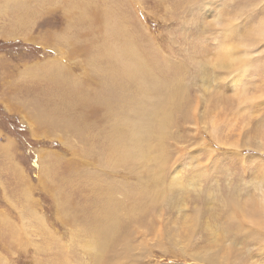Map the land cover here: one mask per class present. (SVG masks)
<instances>
[{
	"label": "rangeland",
	"instance_id": "374dc122",
	"mask_svg": "<svg viewBox=\"0 0 264 264\" xmlns=\"http://www.w3.org/2000/svg\"><path fill=\"white\" fill-rule=\"evenodd\" d=\"M263 193L264 0H0V264H264Z\"/></svg>",
	"mask_w": 264,
	"mask_h": 264
},
{
	"label": "bare ground",
	"instance_id": "6f19581e",
	"mask_svg": "<svg viewBox=\"0 0 264 264\" xmlns=\"http://www.w3.org/2000/svg\"><path fill=\"white\" fill-rule=\"evenodd\" d=\"M240 60H243V58L242 57H240V59L239 58H237V56H235V54H232V53H229V54H227V58H225V60H224V58L223 57H221V59H220V63H219V65L218 66H221L223 63H224V61H226L228 64H234V63H237V62H239ZM231 61H232V63H231ZM51 63H54V62H51ZM50 67V66H49ZM65 70V69H64ZM49 71V70H48ZM178 179H176V180H172L173 181V184L175 185V184H177V182H175V181H177ZM179 184V183H178ZM261 200H260V203L262 204V201H263V199H264V193H263V195H262V197L260 198ZM252 222V221H251ZM259 226H263V225H261V224H255V225H253V226H251V225H248V228L249 227H252V228H254V229H257ZM264 227V226H263ZM243 229V228H242ZM208 258V257H207Z\"/></svg>",
	"mask_w": 264,
	"mask_h": 264
}]
</instances>
